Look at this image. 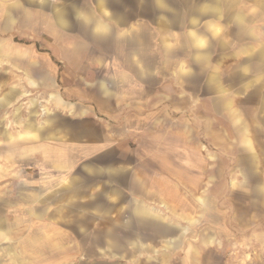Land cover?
<instances>
[{"label": "rangeland", "instance_id": "1", "mask_svg": "<svg viewBox=\"0 0 264 264\" xmlns=\"http://www.w3.org/2000/svg\"><path fill=\"white\" fill-rule=\"evenodd\" d=\"M129 1L132 8L134 0ZM222 1L223 10L232 13L233 0ZM184 2L172 0L170 5L181 7ZM145 6L140 50L145 66H138L137 52L120 43L108 51H81L83 65L66 66L58 58L56 27L19 17L8 29L0 15L4 53L0 97L12 94L13 99L12 104L0 106V218L5 220L2 230L10 235L0 237V264H15L6 251L10 245L23 253L25 188L42 186L43 181L51 186L68 182L63 171L58 178V159L64 160L73 147L59 145L56 133L49 140L41 138V126L49 120L43 130L56 132L58 120L60 125L75 124L67 106L56 104L52 94L74 102L76 109H91L88 119L101 123L108 139L118 144L105 151V157L78 152L77 174L106 160L129 164L151 177L145 201L157 214L141 217L129 212L133 224L129 233L143 235L148 250L129 252L124 259L118 254L95 259L85 252L87 256L77 262L264 264V202L255 187L256 182L264 185V72L247 60L264 45V13L259 12L257 0H241L238 7L246 16L241 35L231 19L223 18L213 20L220 31L211 33L205 25L212 18L204 16L198 28L210 44L207 60L198 57L186 27L171 26L164 16L157 18L154 0H146ZM97 58L104 59V65H95ZM182 65L187 72H182ZM236 116L246 124L255 145L256 169L249 165L250 151L240 137ZM28 124L33 128L28 129ZM20 132L30 135L17 138ZM127 199L124 195L119 201ZM127 214L115 211L113 220L122 222ZM159 225L173 228L180 243L167 248L171 234L159 232ZM114 230L126 231L117 226ZM67 264L73 260L67 258Z\"/></svg>", "mask_w": 264, "mask_h": 264}, {"label": "crops", "instance_id": "2", "mask_svg": "<svg viewBox=\"0 0 264 264\" xmlns=\"http://www.w3.org/2000/svg\"><path fill=\"white\" fill-rule=\"evenodd\" d=\"M171 2L172 0H154L157 18L164 16L170 20L171 26L186 27L191 45L198 47V57L208 60L211 50L205 34L198 28L199 21L204 16L212 18L205 25L211 33L218 34L219 27L213 20L222 18L233 21L238 28L236 31L238 35L244 31L246 16L238 7L241 0L232 1L234 5L232 13L223 10L222 0L200 2L185 0L181 7L178 5L173 7L170 5ZM114 3H119L121 6L114 7ZM129 3V0H0V15L4 27L8 29H12L19 17L25 20L39 19L42 20V25H47L48 28L56 27L58 58L66 66L83 65L84 60L80 62L78 57L81 51L88 49L108 51L114 49L116 43L122 44L124 48L127 46V50L137 52L138 66L140 64L145 66V59L141 56L140 50L144 43L142 37L144 34H141L144 32L141 30H145L146 0H134L132 8ZM257 3L259 12L264 13V0H257ZM14 8L19 10L17 14ZM131 43L134 46L130 48ZM222 44L225 47V41ZM0 46L1 61L4 54L3 44ZM249 47L245 45L243 48L246 50ZM250 49L254 50V48ZM247 60L257 63L260 71L264 72V45L252 53ZM95 65H104V59L97 58ZM181 70L187 72L184 65L181 66ZM29 82L36 84L32 79H29ZM51 96L56 104H65L68 113L75 119V124L72 126H66L63 122L60 125L58 120L56 132L43 130L50 125V120L40 129L42 141L49 140L51 135L56 133L59 145L73 147L71 154L69 152L64 160L58 159V178H61L63 171L65 176L67 175L68 182L63 184L59 181L51 186L50 182L43 181L42 186L25 188L26 235L22 241L24 244H21L23 253L16 250L14 245H10L6 248L10 260L15 264H25L21 260L24 257L40 260L38 264H67L69 258L73 260V264H81L76 260L87 256V254L83 255L85 252H89L88 255L95 259H111L115 254L124 259L129 252L148 250L143 235L138 232L129 233L133 224L130 225L128 218L129 212L141 217L149 214L157 216L145 201L146 196L150 194L151 177L144 176L142 172L131 168L129 164L124 165L120 160L116 163L112 160L97 162L95 166L85 168L83 175L77 174L75 168L80 156L78 152L83 153L84 150L85 156L90 154L95 157L100 155L105 157L107 154L103 153L118 144L108 139V132L103 130L101 123L88 119L93 114L91 109H76L74 102H67L58 94ZM220 101L223 99L217 104L221 103ZM12 102V94L0 97V106ZM43 111L48 112V108L44 107ZM235 121L239 125L240 137L250 151L249 165L256 169L259 161L255 145L248 137V128L240 116H236ZM27 127L32 129L33 125L28 124ZM29 135V132H20L17 138H25ZM255 187L257 192L261 193L264 202V185L256 182ZM124 195L128 196V201L120 202V197L122 199ZM115 211L127 212L128 214L125 215L127 219L115 223L113 220ZM134 219L131 218V221L134 222ZM4 221L0 218V237L8 238L10 235L7 230L5 228L4 231L2 230ZM115 226L125 228L126 231L117 234L114 230ZM157 228L161 233L171 234L167 240V248L180 243L181 240L174 235L173 228L163 225ZM208 241L211 242L212 239L209 238ZM100 264H108V262Z\"/></svg>", "mask_w": 264, "mask_h": 264}]
</instances>
